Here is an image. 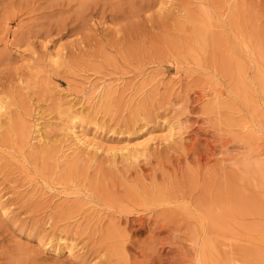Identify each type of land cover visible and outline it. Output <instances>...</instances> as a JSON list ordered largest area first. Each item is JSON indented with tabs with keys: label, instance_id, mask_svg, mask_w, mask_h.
<instances>
[{
	"label": "rangeland",
	"instance_id": "374dc122",
	"mask_svg": "<svg viewBox=\"0 0 264 264\" xmlns=\"http://www.w3.org/2000/svg\"><path fill=\"white\" fill-rule=\"evenodd\" d=\"M0 100V264H264V0H0Z\"/></svg>",
	"mask_w": 264,
	"mask_h": 264
},
{
	"label": "bare ground",
	"instance_id": "6f19581e",
	"mask_svg": "<svg viewBox=\"0 0 264 264\" xmlns=\"http://www.w3.org/2000/svg\"><path fill=\"white\" fill-rule=\"evenodd\" d=\"M51 62L53 65H57V63L59 62L58 54L51 56ZM90 86H88L90 96L88 94H87L88 97H87V95H85V97L87 99V101H86L87 103L93 100V103L100 104L101 102L106 101L112 94H114L113 88L108 83L104 82V83H100L98 85L95 84L94 86L93 85H90ZM93 103H92V105H93ZM65 105H66V102H65ZM63 106H64V104L62 102H58V107H61V109H62L61 113L66 114V121H68V123L70 124L67 127V130L70 132L69 134L74 139L73 145L75 146L76 149H79V148L83 149V147H85L86 150L87 149H90V150L94 149L95 152L111 151V152H113V156H115L116 153H118L119 155H121L127 159L137 160L139 157H142L145 154L147 149L150 147V144L156 141V137H154L156 134L153 133L154 135L152 134V136H147V137L145 136L144 137L145 139L136 142L133 146H130V144H127V145L125 144L121 147L105 149L102 147V145L100 143H97L95 140H94L95 141L94 142L92 140L93 138H87V136H85L83 133H80V129L78 128V126L82 124V119H81V112L82 111L77 112V111L72 110L73 107H71V106H64V107ZM91 108H92V106H91ZM59 112H60V110H59ZM4 117L6 118V105L0 100V121H1V118H4ZM32 125H33V131H31V133L35 132V135H33L34 137H31L30 140H33L36 144L37 143L41 144L43 142V140L45 139L43 131H41V127L39 126V123H35ZM20 126H21V129H25V127H27L25 125H20ZM19 131H21V130H19ZM148 133H147V135H148ZM151 133H150V135H151ZM163 134H164V132H163ZM180 136H181V132H180L179 128L173 126L172 124H169V125H167L166 134L162 137V141H164V142L173 141L175 139V137L180 138ZM159 141H160V139H159ZM71 148H72V146H71ZM62 241H64V240H59V243H61ZM67 251H68L67 253L69 255L71 252V249L69 248ZM54 253H57V251L56 252L54 251Z\"/></svg>",
	"mask_w": 264,
	"mask_h": 264
}]
</instances>
